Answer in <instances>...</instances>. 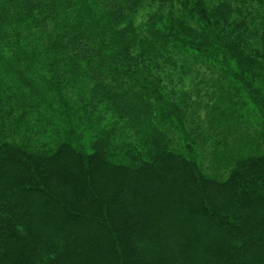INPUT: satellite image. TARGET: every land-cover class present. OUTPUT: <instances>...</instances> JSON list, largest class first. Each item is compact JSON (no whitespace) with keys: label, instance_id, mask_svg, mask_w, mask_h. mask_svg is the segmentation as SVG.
<instances>
[{"label":"trees","instance_id":"16d2710c","mask_svg":"<svg viewBox=\"0 0 264 264\" xmlns=\"http://www.w3.org/2000/svg\"><path fill=\"white\" fill-rule=\"evenodd\" d=\"M0 264H264V0H0Z\"/></svg>","mask_w":264,"mask_h":264},{"label":"rangeland","instance_id":"374dc122","mask_svg":"<svg viewBox=\"0 0 264 264\" xmlns=\"http://www.w3.org/2000/svg\"><path fill=\"white\" fill-rule=\"evenodd\" d=\"M201 71H204L202 69ZM193 77H190L189 80L186 81V88L191 86V84L195 83L197 80ZM201 80H203V83L207 85V83H211V76L208 72H204L201 75ZM195 88L198 87V83L196 86L189 88V100L195 101L196 94L194 92ZM200 89V88H199ZM201 96L205 94V90H201ZM226 102L228 104H225V106L221 109V113L224 115H227V123L231 126H237L239 125V119L236 118L235 114L239 111V106L241 103L240 98H236L235 101H232L231 99H228ZM188 108H185L186 115H189L193 112V103ZM249 127H255L254 125L249 124ZM218 144L220 145L217 149H208V151H211V154L209 155V152L206 154V149L202 152V157L204 158V164L206 168L209 170V173L211 175H214L217 178H220L221 175L226 171L227 167L225 166V163H231L236 157L240 156L242 152L247 149L248 147H253L255 145H251V139L250 138H239V134L237 132V129L235 127H226L222 133L220 132L217 136ZM224 140V141H223ZM223 141V142H222ZM251 145V146H250Z\"/></svg>","mask_w":264,"mask_h":264}]
</instances>
